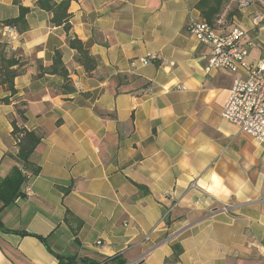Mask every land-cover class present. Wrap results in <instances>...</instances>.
<instances>
[{
    "label": "crops",
    "instance_id": "crops-1",
    "mask_svg": "<svg viewBox=\"0 0 264 264\" xmlns=\"http://www.w3.org/2000/svg\"><path fill=\"white\" fill-rule=\"evenodd\" d=\"M200 1L70 0L68 33L38 0H0V26L30 9L27 29L0 39L20 71L13 96L0 82V180L17 164L20 102L25 126L42 138L31 157L41 170L23 184L25 196L0 199V264H60L59 255L264 264V144L222 116L240 74L206 73L210 47L186 29L190 18L205 20ZM243 1H225L218 29L246 30L248 60L257 61L264 6ZM70 35L97 59L93 72ZM57 51L67 80L48 71ZM149 52L158 58L143 65Z\"/></svg>",
    "mask_w": 264,
    "mask_h": 264
},
{
    "label": "built area",
    "instance_id": "built-area-1",
    "mask_svg": "<svg viewBox=\"0 0 264 264\" xmlns=\"http://www.w3.org/2000/svg\"><path fill=\"white\" fill-rule=\"evenodd\" d=\"M260 2L264 6V0ZM251 3L250 0H245L240 5L249 6ZM253 19L258 23L260 16L256 15ZM223 23L219 19L216 28L205 20L195 21L190 18L186 29L200 43L210 47L211 55L205 66L207 74L216 71L240 74L234 80L228 101L222 109V116L264 144V57L249 61L251 43L246 42L247 31L235 25L223 32L218 29ZM14 34H17L16 27L4 24L0 26V39L4 38V42ZM157 58L156 53L149 52L139 57L138 61L149 65ZM23 172L28 180L33 177L31 173Z\"/></svg>",
    "mask_w": 264,
    "mask_h": 264
},
{
    "label": "trees",
    "instance_id": "trees-1",
    "mask_svg": "<svg viewBox=\"0 0 264 264\" xmlns=\"http://www.w3.org/2000/svg\"><path fill=\"white\" fill-rule=\"evenodd\" d=\"M227 0H201L198 7L201 11L202 17L211 26L217 28V21L219 20L222 6ZM38 6L44 10L51 11L53 13L52 22L56 26H64L69 33L71 30L69 6L70 0H63L60 3L53 2L52 0H38ZM30 11L29 8L20 7V14L16 18L7 19L4 25H11L16 27L20 32L27 29L26 16ZM70 46L77 51V60L80 62L88 73L93 72L97 67V59L90 53V50L85 46V43L75 35H70ZM19 64V60L14 58H8L5 53V45L0 43V82L8 88L11 92V96L16 94V88L14 86L15 78L20 74L18 69H13L15 65ZM52 74H60L66 80L68 79V70L65 67L63 56L60 51H57L54 56V61L51 68L48 70ZM5 102L10 101V97L4 99ZM27 103L20 102L17 107V118L12 119L13 125V137L17 141L18 153L17 164L13 167L11 173L4 179L0 180V199L4 203V206L10 205L19 197H24L25 194L22 191V186L28 181V176L23 172L27 170L33 176L40 173V166L34 164L31 157L40 144L41 136L33 131L29 130L25 126L26 122ZM0 226L4 228L3 223L0 220ZM42 238V237H41ZM42 240L45 241L44 238ZM60 264H99L96 261L82 259L77 262L74 258H68L65 261V257L59 255ZM116 258H114L115 260ZM117 260V259H116ZM116 264H125L124 261L118 260Z\"/></svg>",
    "mask_w": 264,
    "mask_h": 264
},
{
    "label": "rangeland",
    "instance_id": "rangeland-1",
    "mask_svg": "<svg viewBox=\"0 0 264 264\" xmlns=\"http://www.w3.org/2000/svg\"><path fill=\"white\" fill-rule=\"evenodd\" d=\"M16 143H17V141H16ZM24 171H26L27 173H30V172H28L27 170H24ZM166 193H169V195H166ZM166 193L164 194L166 197L171 195L170 192H166ZM225 208H226V207H225ZM168 215H169V212H166V213L162 216L161 221H162V222L166 221Z\"/></svg>",
    "mask_w": 264,
    "mask_h": 264
}]
</instances>
